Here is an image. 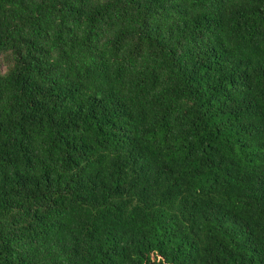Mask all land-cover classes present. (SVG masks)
Masks as SVG:
<instances>
[{"label":"trees","instance_id":"obj_1","mask_svg":"<svg viewBox=\"0 0 264 264\" xmlns=\"http://www.w3.org/2000/svg\"><path fill=\"white\" fill-rule=\"evenodd\" d=\"M0 264H264V0H0Z\"/></svg>","mask_w":264,"mask_h":264}]
</instances>
